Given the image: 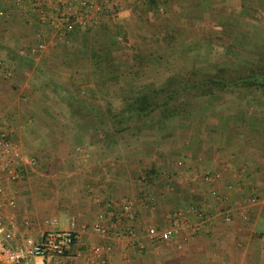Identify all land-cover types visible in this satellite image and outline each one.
Listing matches in <instances>:
<instances>
[{"label": "crops", "instance_id": "0c3cea01", "mask_svg": "<svg viewBox=\"0 0 264 264\" xmlns=\"http://www.w3.org/2000/svg\"><path fill=\"white\" fill-rule=\"evenodd\" d=\"M224 1L242 3L225 21L236 13L244 34L264 32V0H252L254 16L250 0ZM249 18L252 28L245 27ZM95 27L63 38L25 0H0V61L11 68L0 75V122L15 146L36 157L20 179L0 173L3 220L17 236L33 238L68 228L74 247L100 245L97 264H264V100L247 92L250 78H225L234 86L240 80L244 90L226 84L212 101L185 96L169 115L175 122L118 125V115L134 113L128 103L145 92L135 84L144 75L119 69L138 60L96 56L102 39ZM36 31L47 41L42 49L34 48ZM253 41L247 48L263 54ZM105 115L109 125H101ZM190 205L208 215L194 236L181 229L166 240L147 236L145 225L165 226L177 219L173 211ZM99 224L106 231L96 230Z\"/></svg>", "mask_w": 264, "mask_h": 264}, {"label": "rangeland", "instance_id": "374dc122", "mask_svg": "<svg viewBox=\"0 0 264 264\" xmlns=\"http://www.w3.org/2000/svg\"><path fill=\"white\" fill-rule=\"evenodd\" d=\"M100 1L104 6L103 12L98 18V22L90 25L99 24L101 27L100 37L102 40L99 43L96 56L140 61L139 66L131 65L118 68H127L132 72L135 67L133 75L136 73L144 75V78L137 77L135 80L141 79L142 82L135 84H140L145 91L142 92L146 94L151 89H157L164 85L167 77L174 74V82L177 83L178 80H185L188 73L193 71L220 76L224 80L225 78L235 79L234 77L239 78L243 75L251 77V75L264 73V53L259 54L257 52L259 47L256 48L255 45H251V49L247 48L249 47L247 44L255 39L254 44L260 46L262 43L261 45L264 47V32L257 33L251 29L244 34L242 29L237 28L241 25L244 26V23L242 24V17L236 13L228 18V21L223 18L224 15H227L225 12L237 10L242 3L224 0H154L155 3H150L151 6H148L147 2L140 0ZM247 6L251 15H256L254 12L256 3L250 0ZM165 15L167 18H164ZM249 20L245 21V27H254V19L249 18ZM261 21L264 24V20L261 19ZM178 25L181 26L177 28ZM70 35L68 38L71 37ZM222 45L226 48L221 52ZM107 51L108 54L104 56ZM255 51L257 53H254ZM221 60L227 65L218 66ZM142 70L145 72H139ZM238 82L235 86L240 84L239 87L241 86L244 90L243 86L245 85L247 92L255 89L256 97L264 100V84L259 85L254 82L242 85L240 80ZM230 85L229 87L234 90L233 83ZM205 87L206 85H202L200 89ZM214 92L215 90L196 95L197 97L194 98L212 101L215 99L211 96ZM105 117L106 115L102 118L101 125H109ZM174 117L162 115V111L157 106L155 109L144 112L141 116L133 113L128 116H125L124 113L119 114L117 124L157 125L158 121L169 124L175 122Z\"/></svg>", "mask_w": 264, "mask_h": 264}, {"label": "built area", "instance_id": "2783aa9c", "mask_svg": "<svg viewBox=\"0 0 264 264\" xmlns=\"http://www.w3.org/2000/svg\"><path fill=\"white\" fill-rule=\"evenodd\" d=\"M25 3L37 12V19L50 27L52 33L68 38L70 33L98 22L104 6L100 0H25ZM34 48L42 49L46 42L35 32ZM11 74L8 64L0 61V75ZM11 128L0 122V173L7 179L17 180L22 176L24 165L35 163L33 155L24 154L9 139ZM210 175L204 174L208 179ZM210 192L215 195V190ZM216 197H219L216 195ZM12 203V197L7 198ZM110 206V202H106ZM122 210H128V204L122 205ZM216 213L227 219L226 211ZM174 219L165 226L153 224L145 225L144 229L151 240H166L181 229L185 237H192L205 222L207 216L198 207L190 205L188 209L173 211ZM117 217V216H116ZM95 229L104 232L103 225H96ZM15 227L6 223L0 215V264H97L101 253L99 244H87L74 247L75 235L68 228H47L40 232L38 238L29 235L17 236ZM264 233V226H263Z\"/></svg>", "mask_w": 264, "mask_h": 264}, {"label": "trees", "instance_id": "16d2710c", "mask_svg": "<svg viewBox=\"0 0 264 264\" xmlns=\"http://www.w3.org/2000/svg\"><path fill=\"white\" fill-rule=\"evenodd\" d=\"M153 2L155 3L154 0H148L147 5L151 6L150 3L153 4ZM98 26L100 25H96V27L91 30L95 31ZM107 54L108 51L107 53H104V56ZM251 72L253 71L251 70ZM174 75H169L165 84L161 85L159 88H153L147 94L142 93L135 96L134 99L128 103L129 110H132L134 112L133 114L141 116L144 114L142 113L143 110L149 111L159 106V109L162 111V115H170L172 112L176 111L178 102L186 98L184 97L185 95H202L205 93H210L213 90H221V87L225 86L226 84H230L226 80L222 81L220 76L209 75L205 72H189L185 80H178L177 83L174 82ZM261 75H264V73ZM249 78L250 81H247L248 84L256 82L254 80V75H251ZM232 80L233 79H230L228 81ZM257 84H264V82L257 81ZM202 85H206V87L200 89ZM131 114L132 113H125V116Z\"/></svg>", "mask_w": 264, "mask_h": 264}]
</instances>
